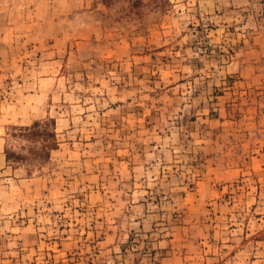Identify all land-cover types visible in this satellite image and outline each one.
Masks as SVG:
<instances>
[{
	"label": "rangeland",
	"instance_id": "obj_1",
	"mask_svg": "<svg viewBox=\"0 0 264 264\" xmlns=\"http://www.w3.org/2000/svg\"><path fill=\"white\" fill-rule=\"evenodd\" d=\"M0 0V264H264V0Z\"/></svg>",
	"mask_w": 264,
	"mask_h": 264
},
{
	"label": "trees",
	"instance_id": "obj_2",
	"mask_svg": "<svg viewBox=\"0 0 264 264\" xmlns=\"http://www.w3.org/2000/svg\"><path fill=\"white\" fill-rule=\"evenodd\" d=\"M103 1H105V2L108 3L109 1H112V0H103ZM135 2H137V0H134V1H133V3H135Z\"/></svg>",
	"mask_w": 264,
	"mask_h": 264
}]
</instances>
